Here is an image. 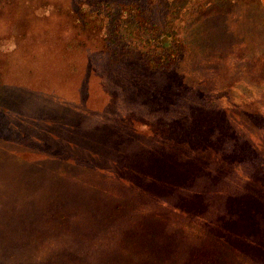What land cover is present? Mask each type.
Segmentation results:
<instances>
[{
    "label": "trees",
    "instance_id": "obj_1",
    "mask_svg": "<svg viewBox=\"0 0 264 264\" xmlns=\"http://www.w3.org/2000/svg\"><path fill=\"white\" fill-rule=\"evenodd\" d=\"M190 1L186 14L196 19L180 33L142 10L141 45L120 43L129 5L101 4L109 12L97 18H107L102 48H85L86 80L71 97L62 0H11L0 34V264H264V164L253 163L264 160V140L237 135L238 115L224 118L230 110L203 102L214 80L183 81L179 70L181 55L203 50L202 22L212 26L220 12L239 8L234 17L263 31L264 0ZM208 36L211 50L220 37ZM221 47L210 65L233 53ZM255 55L262 73L264 50ZM91 75L105 98L96 107ZM188 84L198 94L178 112ZM251 115L250 124L264 119ZM28 241L30 257H5Z\"/></svg>",
    "mask_w": 264,
    "mask_h": 264
},
{
    "label": "rangeland",
    "instance_id": "obj_2",
    "mask_svg": "<svg viewBox=\"0 0 264 264\" xmlns=\"http://www.w3.org/2000/svg\"><path fill=\"white\" fill-rule=\"evenodd\" d=\"M191 3L192 1L190 0H62L60 3L61 7H63L62 14L65 16L74 48L73 62L75 64V70L72 74L70 84L68 85L69 95L71 97L75 96L78 85L86 80L84 76L87 59L85 48H90L92 52H97L102 48L104 40L102 36L105 33L104 29L107 18H105L102 24L98 22L97 18H99L100 15H107L109 12L107 10L103 11V9H101V4L129 5V15H133V17L121 24L119 32L123 38L120 43H123V41L134 42L136 40L137 45H141L142 42L145 43L148 37L142 36L137 39L139 31L136 24L137 22L143 23L149 18V14H141L142 10H151L155 13L154 15L157 21L164 19V21L169 23L165 27L166 30L169 32L174 30L178 33L187 21L196 19L195 13L186 14V10L191 8ZM10 4L11 0H0V34L5 30L3 21L10 12ZM130 5L139 6L141 9L136 10ZM201 5L203 6V4ZM31 10L32 8L29 7L27 16L33 13ZM236 10H239V8ZM236 10L233 9V13L229 12V16H226L225 12H220V14L216 16L217 19L215 20L214 18L215 21H212V26H208L202 22L200 31L207 35L206 37L202 36V39L198 40L196 45L203 50H200L201 53L199 50H196L192 57L189 55L182 57L181 55L179 70L181 73L184 72L188 74L183 81L189 82L199 77H206L214 80L215 82L213 84L207 86L208 91L203 102L208 103L210 101H216L224 110H230L231 113H225L226 111L223 112L225 114L224 118L228 117L230 119V116L234 117V114L238 115V120L235 118L237 122L235 125L237 127V135L242 134L252 143L260 144L257 142L258 139L264 140V119L263 115H260V113L264 114V97L262 98L260 96L261 94L264 96V91L262 92L260 89V81H264V72H257L260 69L261 63L258 61L255 51L256 48L264 50V30L262 31L260 28L259 22H249L248 18L243 14L240 17H234ZM213 15V13H211L210 16L208 14V20L212 19ZM154 31H150L147 34L153 37V33L156 32ZM209 31L217 32L220 37L211 50V42L208 36V33H210ZM111 39L107 40L108 44ZM221 45L223 46V50L232 47L233 53H229L226 60L224 59L220 63L210 65L215 49L222 50ZM248 56L251 57L245 60ZM198 58L203 59L204 63H202L201 60L198 61ZM248 61L250 62L249 64ZM198 62L201 63V65ZM95 65L98 66L96 62ZM193 71L194 74H192ZM177 76L179 77L180 75ZM169 77L170 76L164 74L148 75L151 81L157 82L169 81L170 79H167ZM87 80L86 87L88 91L87 95L89 96L88 105L92 107L102 105V99L105 98L101 93V82L93 75L89 76ZM16 82L17 81H14L13 83ZM189 87L192 91L189 96L185 94L182 97L184 100H182V104L177 106L178 112L181 111L179 107H184L188 99L192 101V95L197 93V90L192 88L191 85H189ZM261 88H264V86H261ZM221 89L224 90L221 92ZM108 95L111 94H107L105 97H108ZM255 112L259 113V117H261L250 124V119L252 118L251 114L255 115ZM232 123L235 124L233 121ZM137 127L140 128L142 126L137 124ZM219 150L218 146L214 151L218 152ZM260 154H264V148L260 151ZM257 162L264 164V160L260 158H258L257 161L255 159L253 160L255 165ZM211 198L212 195L205 199V203L209 202ZM29 247L30 241L27 243L24 242L20 247L5 253V257H13V259L18 260L21 256L28 255L27 253L30 251ZM31 253L34 257H40L42 255L34 251Z\"/></svg>",
    "mask_w": 264,
    "mask_h": 264
}]
</instances>
